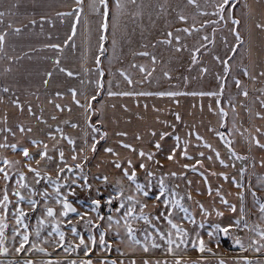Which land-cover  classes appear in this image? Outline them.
I'll return each mask as SVG.
<instances>
[{"label":"crops","instance_id":"1","mask_svg":"<svg viewBox=\"0 0 264 264\" xmlns=\"http://www.w3.org/2000/svg\"><path fill=\"white\" fill-rule=\"evenodd\" d=\"M119 2L120 8H117V0H0V11L7 13L0 23V34L7 33L0 49L1 195L5 165L7 174L20 171L11 165L18 157L19 144L25 141L32 144V140L38 139L42 146L40 152L43 151L39 157L52 158L53 151L46 148L50 147V142L63 141L62 136L67 139L65 127L71 125L67 118L83 117L81 97L85 90L92 99L99 94L98 51L104 41L101 37L108 30L101 104L106 129V133L103 132L107 145L115 142L129 145L124 147L123 154L114 146L113 152L121 153L117 159L112 155L114 166H128L123 170L136 175V169L143 164L144 170L138 175L157 173L168 180L185 177L191 222L198 227H243L245 173L264 177V147H261L264 145V28L257 27L264 25V0L234 3L238 6L235 21H240L241 31L248 32L247 42L238 41L234 20L223 22L209 40L204 38V42L198 44L196 53L179 60L178 67L160 69L156 85L148 82L156 72L148 73L147 60L140 63L142 58H139L140 64L132 71L126 67L129 61L120 48L135 46L141 53H147L148 40L155 38L157 46L159 43L161 48H173V56L176 53L172 44L177 41L176 37L187 41H177L179 46L188 48L191 32L199 28L212 31L215 27L212 24L222 20L224 11L219 6L223 0ZM9 23L12 28H8ZM16 28L20 32H15ZM69 30L86 31L84 41L80 38V47L86 46L88 52L84 58L81 49V57L72 66H67V58L62 60ZM147 31H155L154 38L146 37ZM163 32L172 37V43L166 39L161 45ZM207 44L210 49L197 58L200 48ZM51 45H58L60 54L50 53ZM191 46H195V38ZM228 60L231 71L221 89ZM84 63L89 73L86 76ZM68 72L73 75L69 76ZM247 73L251 92L245 95L249 91L241 83ZM198 74L210 80L207 86L196 83ZM224 95H237L232 122L222 108ZM73 98L70 105L74 104V108L68 105ZM69 111L71 115L66 113ZM25 124L27 128L21 132ZM223 130L230 136L232 146ZM21 135L27 140H22ZM141 152L145 155L141 156ZM153 153L156 154L153 156ZM149 155L152 159H148ZM248 159L252 160L249 167ZM255 251L252 248L232 257L205 249L189 254H159V262L146 257L139 259L144 260L141 261L144 264L145 261L149 264H177V261L179 264H221V261L223 264H264V252Z\"/></svg>","mask_w":264,"mask_h":264},{"label":"rangeland","instance_id":"2","mask_svg":"<svg viewBox=\"0 0 264 264\" xmlns=\"http://www.w3.org/2000/svg\"><path fill=\"white\" fill-rule=\"evenodd\" d=\"M239 1H228L223 8L222 20L212 24V27L215 26L212 31L206 30L205 32L204 28H199L191 32L188 48L179 46L177 42H187L186 40L175 41L172 45L176 54L173 56H171L173 48L167 46L161 48L159 43L157 46L154 38L156 32L147 31L146 37L153 36L154 38L148 40L147 55H143L135 46L120 48L125 51V59L129 61V66L126 67L135 71L136 65L147 60L148 73L156 72L157 75V77L155 75V77L148 78V82L150 85L159 84L160 69L163 70L167 66L178 67L179 60L199 50L198 44L204 42L205 37L209 40L211 33L218 32V26L221 27L223 22L235 21L238 6L234 3ZM236 27L239 39L247 42L248 32L240 30V21ZM85 34V30L68 31V46L66 52L62 51L65 57H62V60L67 58V66L77 63L81 57V49L84 58L87 57V47H80V38L84 41ZM108 34V30H105L103 45L98 51L99 62L103 47L106 46V51L108 50ZM164 34L165 32L161 36V45L166 42V39L169 44L172 43V37ZM194 38L195 46H191ZM209 49L210 44L201 47L199 55L201 56ZM49 51L55 55L61 52L60 47H51ZM139 58H142L140 63L137 62ZM104 59L105 56H103L102 65L99 64L100 68L97 72L99 79L103 71L105 73ZM229 60L231 61L230 58ZM229 60L226 62L224 76L221 80V89L227 83V77L231 71ZM87 71L84 63L85 76ZM199 76L204 75L198 74ZM99 81L101 90V80ZM209 82L210 80L204 77L196 80V83L202 86H207ZM241 85L246 86L249 91L246 93L250 94L251 84L248 73ZM102 97L103 93L101 97L92 99L85 90L84 96L81 97L84 108L83 117L76 116V119H72L73 116H69L67 118L71 124L65 127L68 132L67 139L65 140L62 136L63 141L50 142V147L46 148L48 151H53L51 152L52 158L39 157L43 151L40 152L41 142L36 139V141H31L32 144L26 141L19 144L18 157L15 163H11L12 166L14 164L15 167L20 168L18 173L7 174L8 168L5 165L2 195L0 190V224L3 225L0 228V241H4L0 249V264H28V262L31 264H73V262L81 264L89 260H92L93 264H113V262L115 264H144L141 262L144 260L139 258L146 257L153 262H159V254L201 252V240L204 242V251L210 249V252L216 255L233 257L244 251H251L252 248L256 250L255 252H264V237L260 235L264 232V213L260 211V205L264 204V177H254L252 174L247 176L245 173L244 215L246 219L243 227H198L190 220L185 177L168 180L157 173L138 175L137 173H142L144 170V167L139 166L135 171L134 180H129L128 176L132 174L123 170L128 166H114L112 155L116 159L121 157L126 147L119 142L111 145L106 143ZM235 97L237 95L229 97L224 95L221 100L223 110L231 116L228 119L229 122L233 121L235 115L233 111L236 104ZM74 100L75 98L69 101L70 107L74 108V104L70 105ZM66 113L71 115L72 112ZM76 113L79 112L75 111ZM26 128L25 124L21 127V132H24ZM94 128L98 131H94ZM21 139L27 140L22 135ZM93 144H95V151L92 150ZM114 146L121 153L113 152L115 151ZM109 148L113 151H106ZM24 149L28 150L31 157L23 155ZM61 152H63V157L60 155ZM250 161L252 160L248 159V167L251 164ZM138 164L139 162L136 163L137 166ZM30 169H35V171H30ZM37 172L39 175L36 174ZM5 174H7V179H5ZM161 182L164 188L163 195H160ZM138 184L142 186V189H137ZM145 192L148 193L147 196L144 195ZM5 195L8 197L7 201L4 200ZM157 196L159 199H156ZM65 200L71 201L77 210L68 211L67 215H62L66 211ZM94 201H99L100 207H97ZM109 201L111 203H108ZM51 207L55 209V212L52 216H48L47 210ZM129 209L132 210L131 214L126 215ZM21 212L24 213L23 216H20ZM108 217L112 219L109 220ZM142 217H147V220ZM169 220L183 231L178 233ZM73 228L75 232L72 231ZM129 228L132 229L131 233H129ZM225 228L228 229L227 233L223 231ZM60 233L64 234L63 240L60 238ZM25 235L28 236L27 242L23 241ZM101 235L104 236L103 244L100 243ZM221 235L228 238L231 249L223 246ZM81 238L84 244L80 243ZM169 240L173 241L171 245ZM237 240L239 243L236 242ZM21 243H23V249L18 252L17 249L20 248Z\"/></svg>","mask_w":264,"mask_h":264},{"label":"snow or ice","instance_id":"3","mask_svg":"<svg viewBox=\"0 0 264 264\" xmlns=\"http://www.w3.org/2000/svg\"><path fill=\"white\" fill-rule=\"evenodd\" d=\"M131 2H132V3H135V0H131ZM188 2H189V3H194V0H188ZM227 3H228V0H223V3L220 4V6H219L220 9H221V11L223 10L224 6H225ZM13 7H15V5H13ZM120 7H121V4H120L119 0H117V8H120ZM6 14H7V13H6L5 11H0V23H3V17H5ZM105 16H107V12H105ZM180 19L183 20L184 17H180ZM32 23H35V21H33ZM233 23L238 24L239 21H233ZM103 27H104V28H107V24H104ZM257 27L264 28V25H257ZM8 28H12V24H11V23L8 24ZM184 31H188V30L185 29ZM15 32H17V33L20 32V29H19V28H16V29H15ZM6 35H7V33H2V34H0V49H2V47H3V42H4V39H5V36H6ZM169 36H171V33H169ZM103 38H104V37L102 36L101 39L103 40ZM176 39L179 40V37H176ZM205 39H207V37H205ZM237 39H239V36H237ZM51 47H53V48H57V47H59V46H58V45H51ZM142 54H143V55H147V53H142ZM61 70L64 71L63 69H61ZM142 70H143V69H142ZM67 74H68L69 76L73 75V73H71V72H68ZM49 75H51V74L49 73ZM262 75H264V73H262ZM129 82L131 83V81H129ZM45 83H47V81H45ZM4 91H7V89H4ZM110 94H111V93H110ZM129 94H130V93H123V95H129ZM161 95H164V93H161ZM169 95H174V93H169ZM245 95H247L246 92H245ZM73 96L75 97V92H74V90H73ZM93 99H95V97H93ZM77 103H79V101H77ZM57 107H59V105H57ZM74 126H75V125H74ZM94 131H98V129H95V128H94ZM34 143H35V142H34ZM70 143H71V141H70ZM124 146H125V147H129V145H124ZM156 146H157V148H159V144H157ZM12 147L15 148L16 145H12ZM261 147H264V145H261ZM92 150L95 151V144L92 145ZM106 151H108V152H112L113 150H112L111 148H109V149H106ZM23 155H24L25 157H28V156H29V152H28L27 149H24V150H23ZM60 155H61V157H63V152H61ZM140 155H141V156H144L145 154H144L143 152H141ZM73 158L75 159V157H73ZM148 159H152L151 155L148 156ZM168 159L171 160V159H172V156H169ZM5 163H8V161H5ZM221 163H223V161H221ZM117 167H119L118 164H117ZM140 167H144V165L141 164ZM0 171H2V169H0ZM30 171H35V169H30ZM36 174L39 175L38 172H37ZM125 174L127 175V173H125ZM149 175H151V173H149ZM173 175H175V173H173ZM134 178H135V173H134V172L132 173V175L128 176V179H129V180H134ZM5 179H7V174H5ZM21 179H23V175H21ZM105 179H106V178H105ZM22 186H26V185H22ZM137 189H138V190L142 189V186L138 184V185H137ZM163 192H164V188H163V184H162V182H161V191H160V195H163ZM17 195H18V194H17ZM144 195L147 196L148 193L145 192ZM7 199H8V197H7V195H5L4 200L7 201ZM21 199H23V197H21ZM129 199H132V198L129 197ZM156 199H159V196H157ZM222 202H223V203H227V201H224L223 199H222ZM30 203H33V202L30 201ZM93 203H95V204L98 205V204H99V201H94ZM108 203H111V201H109ZM121 207H123V204H121ZM64 208L66 209V211H65L64 213H62V215H67V214H68V211H71V212H75V211H76V209L73 208V207H71V205L68 204L66 200H65V203H64ZM142 208H143V206H142ZM232 210L235 211V208H233ZM117 211H119V209H117ZM131 211H132V210L129 209V212L126 213V215H130V214H131ZM185 211H186V210H185ZM260 211H261L262 213H264V204H261V205H260ZM47 214H48V216H52V215H53V211H52L51 208H49V209L47 210ZM23 215H24V213L21 212V213H20V216H23ZM142 218L145 219V220H147V217H142ZM108 219L111 220L112 217H108ZM17 222H18V223L20 222L19 219H18ZM169 223L172 224L171 220H169ZM238 223H239V221H237V224H238ZM2 227H3V225L0 224V228H2ZM172 227H173V228H176L178 233H180V232L183 231L182 229L178 228V226H177L176 224H172ZM72 231L75 232V231H76L75 228H73ZM131 231H132V229L129 228V233H131ZM223 231H224L225 233H227L228 229L225 228V229H223ZM63 235H64L63 233H60V238H61V240H63ZM209 235H211V233H209ZM260 235H261L262 237H264V232L260 233ZM23 241H24V242H27V241H28V236H27V235H25V236L23 237ZM94 242H95V241H93V243H94ZM236 242L239 243V240H237ZM0 243H2V241H0ZM80 243H81V244H84V243H85L84 240H83L82 238H81V240H80ZM100 243H101V244L104 243V236H103V235L100 236ZM172 243H173V241L169 240V244L171 245ZM178 246H179V245H178ZM241 247H243V245H241ZM21 249H23V243H21V246H20L19 249H17V251L19 252ZM5 251H7V250L5 249ZM41 251H43V249H41ZM169 251H171V248H169ZM200 251H201V252L204 251V242H203V240L200 241ZM257 251H259V249H257ZM28 264H31V262H28ZM73 264H75V262H73ZM81 264H91V261L81 262ZM113 264H115V262H113ZM145 264H148V262L145 261ZM177 264H179V261H177ZM221 264H223V261H221Z\"/></svg>","mask_w":264,"mask_h":264},{"label":"trees","instance_id":"4","mask_svg":"<svg viewBox=\"0 0 264 264\" xmlns=\"http://www.w3.org/2000/svg\"><path fill=\"white\" fill-rule=\"evenodd\" d=\"M199 52H200V51H199ZM199 52H198V54H197V58H198V56H199ZM106 53H107V51H106V46H105V47H103V51H102V55H101V59H100V65H102V59H103V56L106 55ZM104 78H105V73H104V71H103L102 76H101V90H100L98 96L95 97V99H97V98H99V97L102 96V93H103V91H104ZM100 128L103 129L102 127H100ZM223 132H225V133L227 134L226 131L223 130ZM229 141H230V145L232 146V140H231L230 136H229ZM221 241H222V244H223V246H224L225 248H227V249H231V248H230V245H229V242H228V241H229L228 238H226L225 236L221 235Z\"/></svg>","mask_w":264,"mask_h":264},{"label":"water","instance_id":"5","mask_svg":"<svg viewBox=\"0 0 264 264\" xmlns=\"http://www.w3.org/2000/svg\"><path fill=\"white\" fill-rule=\"evenodd\" d=\"M224 135H225V137L229 140V135L226 134L225 132H224ZM73 168H75V166H73ZM67 203L70 204L71 207H73V208H75V209L77 210V207H76L71 201H67ZM96 205H97V204H96ZM97 207H100V202H99V204L97 205ZM51 209H52V211H53V213H54V212H55V209H54L53 207H51ZM89 261H91V264H93L92 260H89Z\"/></svg>","mask_w":264,"mask_h":264}]
</instances>
